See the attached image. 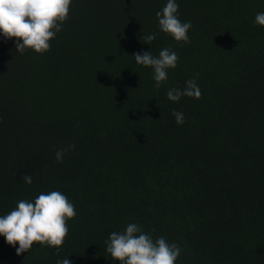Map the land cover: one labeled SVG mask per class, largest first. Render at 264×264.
I'll list each match as a JSON object with an SVG mask.
<instances>
[{"label":"trees","instance_id":"16d2710c","mask_svg":"<svg viewBox=\"0 0 264 264\" xmlns=\"http://www.w3.org/2000/svg\"><path fill=\"white\" fill-rule=\"evenodd\" d=\"M0 264H264V0H0Z\"/></svg>","mask_w":264,"mask_h":264}]
</instances>
